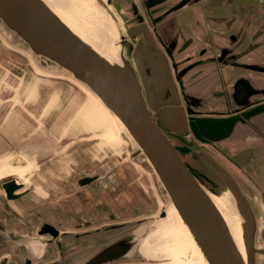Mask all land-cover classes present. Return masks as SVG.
Listing matches in <instances>:
<instances>
[{
  "label": "rangeland",
  "instance_id": "374dc122",
  "mask_svg": "<svg viewBox=\"0 0 264 264\" xmlns=\"http://www.w3.org/2000/svg\"><path fill=\"white\" fill-rule=\"evenodd\" d=\"M81 1L87 7L84 19L94 27L91 41L106 52L110 46L112 51V47L116 46L119 54L124 53L130 59L131 51L120 40V34L127 36L130 15L124 8L128 1L120 0L114 5L108 0H93L111 12L114 22L102 18L87 0ZM206 1L212 0L199 1L170 18L180 27L183 38L190 36L196 39L197 47L205 44L193 35L198 32L193 30L197 27L194 22L201 21L203 24L205 21L202 22L204 18L199 10L209 6ZM217 10L213 14L221 13L220 9ZM64 15L73 19L67 12ZM191 17L198 20L188 19ZM167 23H162V26ZM203 25L205 32L208 29L225 37L220 35V26L211 25L209 29L205 22ZM128 43L133 45L129 37ZM194 55H197L196 51ZM82 84L57 63L47 62L45 57L34 53L16 33L5 24H0V174H7L0 179V183L20 176L28 181L27 184L22 181L23 187L19 191L23 190L24 194L14 200L7 201L0 188V264H22L24 257L33 260V264L69 263L84 251L128 234H136V244L141 243L134 246L128 257L114 263L168 264L160 260L158 253H150L155 257L151 259L139 247L145 239L159 237L156 232L160 228L157 223L160 213L169 209L162 183L157 180L152 167L147 165L143 152L138 151V145L135 142V147L131 144L130 135L116 124L88 87ZM168 136L211 197L227 198V188L202 155L219 162L249 195L248 184L240 171L212 144L202 143L191 134L179 136L168 133ZM216 145L228 151L222 144ZM229 154L232 155L231 151ZM104 164H116L107 175L115 172L117 179L101 195L90 194L85 187L73 188L80 175L92 173ZM11 167L18 168L13 171ZM216 198L220 209L233 219L230 207L219 197ZM258 204L264 214L262 201L258 200ZM169 212L175 218L170 227L178 232L160 236L158 246L164 259L171 264H189L198 255L187 233L178 227L174 207L171 206ZM108 214L113 217L109 218ZM89 218L96 220L91 229L112 223L121 228L75 241H60V246L56 245V240L53 244L45 243L43 240L50 236L38 234L43 222L55 225L60 231L81 232L71 228L72 223ZM258 225L261 226V223L258 222ZM35 239L41 241L37 256L23 243ZM256 242L264 249L259 232ZM256 262L264 264V254H258Z\"/></svg>",
  "mask_w": 264,
  "mask_h": 264
},
{
  "label": "water",
  "instance_id": "95a60500",
  "mask_svg": "<svg viewBox=\"0 0 264 264\" xmlns=\"http://www.w3.org/2000/svg\"><path fill=\"white\" fill-rule=\"evenodd\" d=\"M130 1L138 18L136 21L130 17L127 21V36L133 39L142 34L146 39V42L133 46L128 43L127 36H120L131 51L130 59L135 66L129 63L114 68L106 65L80 43L40 0H0V24H5L16 33L34 53L69 71L118 117L138 145V151L143 152L150 162L210 264H242L224 220L165 129L179 136L191 134L196 140L212 144L218 150L217 143L264 138V89L252 87L247 79H242L233 88L219 87L214 91L213 95H220L214 98L215 101H212L210 94H204L205 91L200 88L204 80L213 78L221 81L223 76L219 73L220 69L232 65V60L237 56L228 55L230 50L224 47L219 53L217 41L220 38L208 29L205 32L204 22L202 24L200 21L195 22L197 27L193 30L198 32L193 35L198 36L205 45L197 47L196 39L187 36L185 38L192 42V46L183 55L185 64L196 67L187 69L186 66L177 71L171 50L162 42L156 28L162 27V21H168L199 0H140L146 22L135 0ZM118 2L114 0V5ZM128 9L127 5L124 11L128 13ZM150 31L172 62V69L167 57L155 45ZM193 50L197 55L190 53ZM199 99H204L203 103H199ZM202 158L215 170L234 197L243 218L247 264H256V254H264V249L256 250L254 247L256 222L248 199L258 203L257 194L249 188L247 195L219 162L206 155H202ZM115 165L104 164L92 173L85 172L79 176L73 188L85 187L88 193L101 195L110 184L116 183L115 172L107 175ZM22 187L23 184L16 183L13 178L0 183L7 201L24 194V191L17 193ZM165 215L163 210L160 217ZM108 216L113 217L112 214ZM258 222L263 225L259 229V237L264 242V215H259ZM95 223L96 220L91 218L72 223L71 228L82 230L72 232L60 231L55 225L43 222L38 234L50 236L43 240L45 243L53 244L56 240V245L60 246V241H75L121 228L112 223L91 229ZM136 241V234H128L84 251L69 263L60 261L51 264L119 262L132 253ZM22 264H33V261L24 257Z\"/></svg>",
  "mask_w": 264,
  "mask_h": 264
},
{
  "label": "flooded vegetation",
  "instance_id": "af4514ba",
  "mask_svg": "<svg viewBox=\"0 0 264 264\" xmlns=\"http://www.w3.org/2000/svg\"><path fill=\"white\" fill-rule=\"evenodd\" d=\"M118 1H120V0H118ZM127 1H128V6H129L128 14L130 15L131 19H134L137 21L138 17H137L136 12L134 13V11H133L132 1H130V0H127ZM199 1H204V0H199ZM199 1H197L195 3H198ZM113 2L114 1L111 0V3H113ZM135 2L137 3L136 5L139 8L142 17L144 18V21L146 22L147 19L144 16V12L142 10L140 0H135ZM206 4H208L209 6H207L206 9H204V8L200 9L199 14L203 15V16H201L202 18L209 20L212 23H214L213 25H218L222 29H224V31H225V37L224 38L228 39V44H229L227 49L230 50V53L229 54L227 53V54L230 56L231 55L237 56L232 60V63L233 62L234 63L230 66L233 68H246V69H252V70H254V68L251 66H257L258 68L263 69L264 67H262V65L259 64L258 61H256V62L254 61V62L249 63V64L241 62L240 61L241 56L239 53L244 52L243 54H247V53L252 52L256 49H259V52L261 51L264 53V48H262V45H264V37H262V35H264V33H263V29H264L263 28V26H264L263 25L264 24V0H220V1L219 0H212V1H206ZM209 9H210V11H209ZM217 9H220L219 11L221 13L213 14V12L214 13L218 12ZM208 11L210 12V14H208ZM182 18L183 17H180L179 19H182ZM184 19H185V17L183 18V20ZM188 19L196 20L197 18L191 17ZM158 20L160 21L161 19H158ZM174 21L175 20H173V19H169L168 23L166 25H164L160 28H159V26H157L156 31L159 34V37L162 40V42L165 43V45L171 50V55L173 57L174 64L177 68V71L181 70V69H185L186 66H188L187 69L188 68H194V67H196V65L185 64L183 61V55L186 53V49L191 48L192 42L186 38H183V35H181V31L179 29L180 27L178 26V24L176 25L174 23ZM164 22H167V21H162V23H164ZM181 22H183V21H181ZM163 30L167 31V33L164 34ZM150 32H151L152 38L155 42V45L167 57L166 52L164 51L163 47L160 45V42L155 37L154 33L152 31H150ZM212 34L214 35V32H212ZM248 38H250L251 42L246 44L243 48H241V50H239L238 46H240V44L242 42L245 43L246 39H248ZM144 42H146V39L144 38V36L142 34H139L138 36H136L132 39L133 46H135L137 43H144ZM260 47H261V49H260ZM221 50H222V47H220L218 49L219 53L221 52ZM194 52L195 51L193 50L190 53H194ZM197 53H198V51H197ZM199 54L201 55L200 51H199ZM167 59H168V57H167ZM129 60H130L131 64L135 66L132 59H129ZM145 63L147 64V62H145ZM168 64H169V67L172 69L173 64L170 61V59H168ZM226 66L230 67L229 65H226ZM149 70L150 69L148 68L147 69L148 76H150ZM212 79L213 78H211L209 81H211ZM152 82H154L153 79H152ZM210 96L212 98V101L213 100L215 101L216 99H214V98H217L220 95L210 94ZM155 99H157V98H155ZM203 100L204 99H199V103H201V102L203 103ZM231 101L233 102V99ZM165 131L171 135H175L174 133H171V132L167 131L166 129H165ZM15 168H18V167H15ZM13 179H17V178L13 177ZM19 184H23V182L21 181ZM21 191H23V190H21ZM21 191H18L17 193H19ZM248 202H249L250 207L252 209V212L255 216L256 237H257V232H259V229L263 226L262 224H261V226L258 225V217H259L258 215H264V214L260 211V206L256 201H254L252 199H248ZM165 211H166V209H165ZM40 242H41L40 240H36V239L31 240V241H23V243H26L28 245L29 249H31L30 248L31 245H34V247L38 249V251H37L38 253H34L32 250H30L33 252L34 256H37L38 254H40V250H41V246L39 245ZM139 243H141V242H138L136 245H138ZM255 245L259 250L263 249V247L257 245L256 238H255ZM257 255H256V260H257ZM148 257L151 259L153 258L151 256H148ZM109 264H134V263H109Z\"/></svg>",
  "mask_w": 264,
  "mask_h": 264
},
{
  "label": "bare ground",
  "instance_id": "6f19581e",
  "mask_svg": "<svg viewBox=\"0 0 264 264\" xmlns=\"http://www.w3.org/2000/svg\"><path fill=\"white\" fill-rule=\"evenodd\" d=\"M40 1L57 17V19L68 29V31L74 37H76L78 39V41L80 43H82L87 49H89L93 54H95L106 65L114 68V67H117V66L121 67V66H123L126 63L131 64L130 60L128 59V57L126 55H124V53H122L123 55L118 53V50H117L118 48H116V46L112 47L113 48V51H112L111 46L109 45L110 46V50L108 52H106L105 50L101 49L99 46L95 45L91 41V36H93L91 31L93 30L92 28H94V27H91L92 25H90V22L87 19H84V15L86 14L85 9L87 7L84 5V3L81 0H79V1L77 0V2H76V0H40ZM87 1L91 3L90 4L91 7L96 8L101 13L102 18L107 20V22H109V21L114 22V19H115V18H113L114 16L111 14V12L106 7H104L102 4H100V2L98 4V3L94 2L95 0L94 1L93 0H87ZM91 11L96 12L95 9H92ZM64 12L69 13L70 16L73 17V19H67L65 17V15H64ZM97 21H100V20H97ZM97 24H98V22H97ZM116 25H117V23H116ZM95 31L99 32L98 29H95ZM108 41H109V37H108ZM47 61H49V60L47 59ZM77 81L82 83L79 80H77ZM82 85H84V84H82ZM85 87H87V86H85ZM88 91H90L91 95L93 97H95L99 101V103L108 112V114L115 120L116 124H118L125 131V133L127 135H130L128 130L126 129V127L122 124V122L102 102V100L97 95H95L89 88H88ZM119 122L124 127L121 126V124ZM129 138H130L129 141L135 147V143L136 142L133 141L134 139L132 138L131 135H130ZM145 161L147 162V165L151 166V164L147 160V158H146ZM16 169L17 168H15V167H11L10 168V170H13V171L16 170ZM153 171H154V169H153ZM154 173H155V171H154ZM156 177H157V180L160 183V180H159L157 174H156ZM162 191H163V193L166 195V197L169 200L168 201L169 209H167L168 211L167 210L165 211L166 212L165 217L160 218V221L157 222V223H159V227L160 228H159L158 232H156V233H158L157 236H159V237L162 236V235H172V234H175V233L178 232V230L175 229L174 227H172V228L170 227V223L173 222L175 220V218L171 215V213L169 211L171 209V206L174 207V205H173L172 201L170 200V198L168 197V194L164 190V188H162ZM226 192H227V198H224L223 196L211 197L210 194L206 191L208 197L210 198V200L212 201V203L216 207L217 211L219 212L220 216L222 217V219L224 220V222H225V224H226V226L228 228V231H229V233L231 235V238L233 240V243H234V246L236 248V251H237V253H238V255H239V257H240V259L242 261V264H247L246 249H245V245H244L243 218H242V216L240 215V213L237 210L234 197L232 196V194L228 190ZM216 197H219L220 199H222L230 207V209L233 211V219H234V221L232 219V216H230V214H228L225 210L220 209V203H219V201H218V199ZM174 209L176 210L175 207H174ZM176 217L178 218V227L180 229H183V231H185L187 233V236L192 241L194 249H195V252L198 255V257H193V259L190 260L188 263L189 264H210L208 259L206 258V256L202 252V250L200 249L198 243L196 242V239H195L194 235L192 234L191 230L188 228L186 223L182 220V218L178 214L177 210H176ZM154 237L156 238V236H154ZM159 237H157L154 240H149V238L145 239L142 242V244H140L141 246L139 245V247H141L140 250H141V252H143V254H146L147 256H151L150 253H152L153 255L158 253L160 260L164 261L165 263L167 262L168 264H171V262L169 260L164 259V256H163V254H162V252H161V250H160V248L158 246ZM255 238H256V235H255ZM254 247H255L256 250H259L256 247V245H255V240H254ZM30 248H31V250L34 253H38L37 252L38 249L35 248L34 245H31ZM153 258H155V257L153 256Z\"/></svg>",
  "mask_w": 264,
  "mask_h": 264
},
{
  "label": "crops",
  "instance_id": "0c3cea01",
  "mask_svg": "<svg viewBox=\"0 0 264 264\" xmlns=\"http://www.w3.org/2000/svg\"><path fill=\"white\" fill-rule=\"evenodd\" d=\"M203 21L205 22V24H207V28L209 29L210 26L214 24L206 19H202V22ZM213 28L214 27H212V29ZM220 29L222 31L220 35H225L224 29ZM209 31L210 33L213 32L211 30ZM163 33L166 34L167 32L163 30ZM215 36L220 38L217 41L218 47H228L229 44L227 38H223V36H219L218 34H215ZM262 37H264V35H262ZM250 42V38L246 39L245 43L242 42L240 46H238L239 50H241V48H243L246 44ZM262 48H264V45H262ZM243 53H239L241 56V62L249 64L254 61H258V63L261 64L262 67H264V53L261 51L259 52V49H256L247 54ZM219 73H221V76H223L221 77V81H216L215 79L209 81L210 79L207 78V80H204V83L201 84L202 86L200 88L203 92L205 91L204 94H214V91L218 90L219 87H222L224 89L233 88L236 82L242 79H247L252 87L264 89V68L252 70L246 68H233L231 66H223L220 69ZM220 144H222L221 146L223 148H227L229 153L231 151L233 156L227 153V150H216L220 152L226 160H228L240 171V173L242 174L241 176L244 181H246V183L248 184V187L257 194L258 200H261L264 206V138L258 137L256 139H248L243 142L230 141L222 142ZM230 159H232L235 163H233Z\"/></svg>",
  "mask_w": 264,
  "mask_h": 264
},
{
  "label": "clouds",
  "instance_id": "9594fccd",
  "mask_svg": "<svg viewBox=\"0 0 264 264\" xmlns=\"http://www.w3.org/2000/svg\"><path fill=\"white\" fill-rule=\"evenodd\" d=\"M7 174H0V179H4V177L6 176ZM21 181H23L25 184L28 183L27 180H24L23 176H20L19 178L15 179V182L16 183H20Z\"/></svg>",
  "mask_w": 264,
  "mask_h": 264
}]
</instances>
